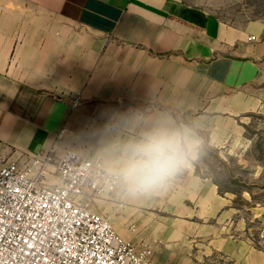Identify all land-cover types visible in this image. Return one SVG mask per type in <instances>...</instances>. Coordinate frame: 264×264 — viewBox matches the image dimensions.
Here are the masks:
<instances>
[{"label":"crops","instance_id":"1","mask_svg":"<svg viewBox=\"0 0 264 264\" xmlns=\"http://www.w3.org/2000/svg\"><path fill=\"white\" fill-rule=\"evenodd\" d=\"M245 43V33L180 0H0V156L72 150L114 174L120 147L176 121L183 89L219 79ZM197 151L195 142L188 153ZM194 164L148 194L130 196L119 182L111 204L134 228L144 201L205 226L214 185ZM173 232L165 230V244L187 234ZM196 245L198 260L214 249Z\"/></svg>","mask_w":264,"mask_h":264},{"label":"rangeland","instance_id":"2","mask_svg":"<svg viewBox=\"0 0 264 264\" xmlns=\"http://www.w3.org/2000/svg\"><path fill=\"white\" fill-rule=\"evenodd\" d=\"M180 1L207 11L246 39L244 48L231 51L243 55L239 64L223 65L213 82L183 89L182 111L168 123L194 133L198 151L188 153L187 162L195 163L200 179L213 182V214L205 226L195 225L188 222L201 220L168 216L163 202L144 201L143 217L134 228L113 201L104 210L121 238L152 250L151 264H264V257L254 259L259 257L255 251L264 253V0ZM171 211L182 212L176 204ZM168 229L174 231L171 239L182 232L185 239L165 244ZM198 231L203 239L193 235ZM198 243L214 246L202 260L197 259Z\"/></svg>","mask_w":264,"mask_h":264},{"label":"built area","instance_id":"3","mask_svg":"<svg viewBox=\"0 0 264 264\" xmlns=\"http://www.w3.org/2000/svg\"><path fill=\"white\" fill-rule=\"evenodd\" d=\"M118 186L99 160L72 150L0 156V264H151L152 250L108 220Z\"/></svg>","mask_w":264,"mask_h":264},{"label":"clouds","instance_id":"4","mask_svg":"<svg viewBox=\"0 0 264 264\" xmlns=\"http://www.w3.org/2000/svg\"><path fill=\"white\" fill-rule=\"evenodd\" d=\"M193 135L186 126H154L139 140L120 147L114 162L115 177L130 196L156 191L187 164Z\"/></svg>","mask_w":264,"mask_h":264}]
</instances>
